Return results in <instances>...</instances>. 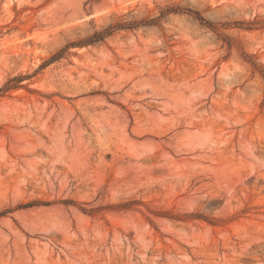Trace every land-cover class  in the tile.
Here are the masks:
<instances>
[{"label":"rangeland","instance_id":"374dc122","mask_svg":"<svg viewBox=\"0 0 264 264\" xmlns=\"http://www.w3.org/2000/svg\"><path fill=\"white\" fill-rule=\"evenodd\" d=\"M0 264H264V0H0Z\"/></svg>","mask_w":264,"mask_h":264},{"label":"trees","instance_id":"16d2710c","mask_svg":"<svg viewBox=\"0 0 264 264\" xmlns=\"http://www.w3.org/2000/svg\"><path fill=\"white\" fill-rule=\"evenodd\" d=\"M150 24L147 21L145 22H129V21H124V22H118L115 25H111L110 27L106 28L104 31H96L93 35L85 38V39H81L79 41H71L69 42L65 48H63L60 52H57L55 54L52 55L51 58H49V63H52L56 60H58L61 57V54H63L65 51H67L68 48L70 47H82V46H87L90 44H95L97 42L103 41L108 35H110L113 31L117 30V29H133V28H137L139 26L142 25H147ZM17 77L13 78L10 80V82H12L13 80H16ZM18 80H20L18 78ZM13 86L15 87L16 85H12V86H6L4 89H9V88H13ZM66 202H71V201H66Z\"/></svg>","mask_w":264,"mask_h":264}]
</instances>
